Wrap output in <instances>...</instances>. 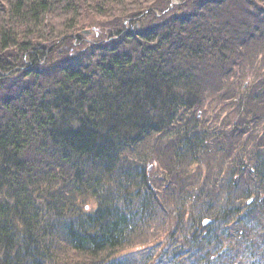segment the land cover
<instances>
[{"label":"trees","instance_id":"1","mask_svg":"<svg viewBox=\"0 0 264 264\" xmlns=\"http://www.w3.org/2000/svg\"><path fill=\"white\" fill-rule=\"evenodd\" d=\"M259 49L264 0H0V264H264Z\"/></svg>","mask_w":264,"mask_h":264},{"label":"rangeland","instance_id":"2","mask_svg":"<svg viewBox=\"0 0 264 264\" xmlns=\"http://www.w3.org/2000/svg\"><path fill=\"white\" fill-rule=\"evenodd\" d=\"M129 27V26H128ZM138 28V29H140V26H139V24H134V26H133V30H134V28ZM83 31H89L90 32V34L89 35H87V36H84L85 37V39L87 40V42L88 43H90L91 42V39H90V37L93 35V33H95V35L96 36H98L99 34H101V31H100V28H99V32H98V30L97 29H85V30H83ZM104 33H105V31H104ZM75 46H79V45H75ZM76 53V52H75ZM251 56H254V57H258V63L259 62H261V61H263L264 62V53L259 49V50H257V51H255V52H253L252 54H251ZM230 67V63H227V64H225V68H229ZM248 69H251L252 70V72H250V71H247ZM241 70V72H247V73H245L246 74V78L247 79H249V80H252V81H254V84L252 85V89H251V91H252V93H260L261 91H264V86L263 87H261L260 86V84H262L263 83V75L261 74V73H263V71L264 70H260L257 66L255 67V68H251V67H247V64H245V65H241V66H239V67H237V69H236V72H239ZM255 71H257V73H253V72H255ZM251 74H253V75H255V76H251ZM215 76V78H213L212 77V81L210 82L209 80L206 82V84L209 86L210 84L211 85H214V84H216L217 83V81H219L220 83H222L223 85H224V87H225V89H228V86H229V84H231V82H232V80H230V81H224L223 80V78L222 77H220V76H218L217 74H215L214 75ZM248 76H250V78L248 77ZM256 90V91H255ZM250 91V92H251ZM248 93V95H250V94H252V93ZM216 93H213V95H215ZM260 100H261V98H259ZM255 113H257L258 114V112H255ZM261 113H264V110H262V111H260V115H261ZM222 115H225V117L227 118V116L228 115H226V113H224V114H222ZM155 167V166H154ZM253 186H251V187H247V188H252ZM256 192H257V190H256ZM251 198H253L254 199V197H251ZM205 198H203L202 199V202L203 201H205L204 200ZM197 205H198V207H200V202L198 201L197 202ZM201 208H203V206L201 207ZM175 216V215H174ZM154 245L155 246H157V247H162L161 245H157L156 243H154ZM155 259H157V261L159 260V258L158 257H155Z\"/></svg>","mask_w":264,"mask_h":264},{"label":"bare ground","instance_id":"3","mask_svg":"<svg viewBox=\"0 0 264 264\" xmlns=\"http://www.w3.org/2000/svg\"><path fill=\"white\" fill-rule=\"evenodd\" d=\"M254 84V83H253ZM251 93H252V91H251Z\"/></svg>","mask_w":264,"mask_h":264}]
</instances>
